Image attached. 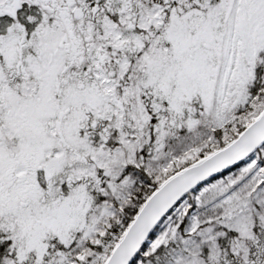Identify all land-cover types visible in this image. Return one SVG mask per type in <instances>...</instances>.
Masks as SVG:
<instances>
[{
    "label": "snow or ice",
    "instance_id": "6c2138e0",
    "mask_svg": "<svg viewBox=\"0 0 264 264\" xmlns=\"http://www.w3.org/2000/svg\"><path fill=\"white\" fill-rule=\"evenodd\" d=\"M0 264H264V0H0Z\"/></svg>",
    "mask_w": 264,
    "mask_h": 264
}]
</instances>
